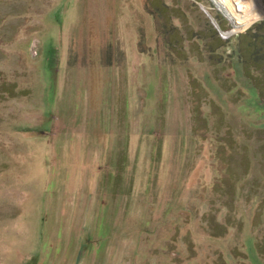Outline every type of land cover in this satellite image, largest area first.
Here are the masks:
<instances>
[{
  "label": "rangeland",
  "instance_id": "obj_1",
  "mask_svg": "<svg viewBox=\"0 0 264 264\" xmlns=\"http://www.w3.org/2000/svg\"><path fill=\"white\" fill-rule=\"evenodd\" d=\"M262 21L0 0V264H264Z\"/></svg>",
  "mask_w": 264,
  "mask_h": 264
},
{
  "label": "trees",
  "instance_id": "obj_2",
  "mask_svg": "<svg viewBox=\"0 0 264 264\" xmlns=\"http://www.w3.org/2000/svg\"><path fill=\"white\" fill-rule=\"evenodd\" d=\"M258 30L257 35L252 38L253 40V47H256L257 50H259V53L263 54L261 55L263 57L262 61H264V21L257 23Z\"/></svg>",
  "mask_w": 264,
  "mask_h": 264
},
{
  "label": "bare ground",
  "instance_id": "obj_3",
  "mask_svg": "<svg viewBox=\"0 0 264 264\" xmlns=\"http://www.w3.org/2000/svg\"><path fill=\"white\" fill-rule=\"evenodd\" d=\"M222 6L224 5V4H222V2L220 3ZM226 8V7H225ZM235 8H236V6H235ZM241 10H243V6L241 5L240 6V9H238V8H236V12H238V11H241ZM233 12H231V11H229V14L231 15V16H233V18L235 19L236 17V14H232ZM239 23V22H238Z\"/></svg>",
  "mask_w": 264,
  "mask_h": 264
}]
</instances>
